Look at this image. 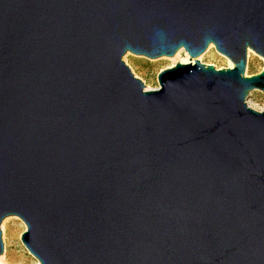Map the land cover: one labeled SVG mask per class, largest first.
Masks as SVG:
<instances>
[{
    "label": "water",
    "instance_id": "95a60500",
    "mask_svg": "<svg viewBox=\"0 0 264 264\" xmlns=\"http://www.w3.org/2000/svg\"><path fill=\"white\" fill-rule=\"evenodd\" d=\"M180 49L153 90L122 60ZM248 49L264 0H0V225L40 264H264Z\"/></svg>",
    "mask_w": 264,
    "mask_h": 264
},
{
    "label": "rangeland",
    "instance_id": "374dc122",
    "mask_svg": "<svg viewBox=\"0 0 264 264\" xmlns=\"http://www.w3.org/2000/svg\"><path fill=\"white\" fill-rule=\"evenodd\" d=\"M208 49L209 47L196 59L198 60L201 58V60H199L201 63L213 65L218 70L230 68L229 65H231V68L233 67L232 62L225 56L216 52L213 45L210 48L209 52ZM251 53L252 54L250 55L247 54L246 69L244 74L245 77L259 73L264 66V60L253 51H251ZM175 55L173 57H160L158 59L151 60L145 57L135 56L133 54L127 53L122 58V60L129 67L132 74L144 83L146 89L153 90L159 87L157 82V75L159 72L164 69L173 67L175 64L179 63V61L186 59V53L183 50L180 52L179 58L173 60ZM246 104L250 108L258 112H263L264 94L258 90L250 92L246 99ZM2 225L4 227V230H2ZM0 228L2 233L1 239L4 247V251L0 255H4L3 264L38 263L37 260L28 253L21 242V235L23 232H25L26 226L19 217H6L2 221Z\"/></svg>",
    "mask_w": 264,
    "mask_h": 264
},
{
    "label": "bare ground",
    "instance_id": "6f19581e",
    "mask_svg": "<svg viewBox=\"0 0 264 264\" xmlns=\"http://www.w3.org/2000/svg\"><path fill=\"white\" fill-rule=\"evenodd\" d=\"M208 47H209V49H208V52H209V50H210V48L212 47V45H209ZM181 51H182V49H180V50L176 53V55H175V57L173 58V60H176V59L179 58V56H180V52H181ZM185 53H186V59L179 61V63H183V64H187V63L192 64V63H194L195 60H192L191 58H190L191 60H188V59H189V55H188L187 52H185ZM250 54H252V53H251V50L248 49V55H250ZM198 60H201V58L198 59ZM229 67L231 68V65H229ZM147 90H150V89H147ZM3 224H4V223H3ZM0 226H1V225H0ZM0 229H1V228H0ZM2 230H4L3 225H2ZM3 249H4V247H3ZM3 251H4V250H3ZM28 253H29V252H28ZM29 254H30V253H29ZM31 256H32V255H31ZM3 258H4V255L0 256V264H3ZM37 262H38V261H37ZM37 264H40V263L38 262Z\"/></svg>",
    "mask_w": 264,
    "mask_h": 264
}]
</instances>
